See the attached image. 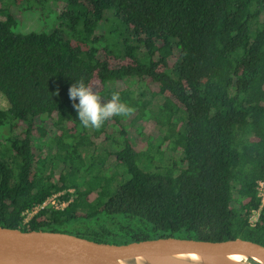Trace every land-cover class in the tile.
I'll return each mask as SVG.
<instances>
[{
	"label": "trees",
	"instance_id": "1",
	"mask_svg": "<svg viewBox=\"0 0 264 264\" xmlns=\"http://www.w3.org/2000/svg\"><path fill=\"white\" fill-rule=\"evenodd\" d=\"M47 1L0 0V226L113 244L173 236L264 245V206L249 222L264 177V0H60L48 31L13 30ZM81 78L133 111L88 133L68 94ZM128 79L162 97L166 131L153 144L173 156L161 170L140 166L154 145L138 142L144 112L120 88ZM123 122L137 127L129 137ZM106 140L114 149L92 160L103 167L111 156L123 169L115 188L99 173L78 175L90 170L79 148ZM58 191L65 206L22 221Z\"/></svg>",
	"mask_w": 264,
	"mask_h": 264
},
{
	"label": "water",
	"instance_id": "2",
	"mask_svg": "<svg viewBox=\"0 0 264 264\" xmlns=\"http://www.w3.org/2000/svg\"><path fill=\"white\" fill-rule=\"evenodd\" d=\"M0 264H264V245L238 237L208 241L173 236L113 244L0 226Z\"/></svg>",
	"mask_w": 264,
	"mask_h": 264
},
{
	"label": "rangeland",
	"instance_id": "3",
	"mask_svg": "<svg viewBox=\"0 0 264 264\" xmlns=\"http://www.w3.org/2000/svg\"><path fill=\"white\" fill-rule=\"evenodd\" d=\"M61 1L60 0H49L47 1V4L43 6L42 9L38 11L33 10H27L22 12L21 19H19V22L17 23L16 27L13 29L15 31L24 33L28 31H48L50 28H52L54 25V15L61 11ZM106 16H110L111 12L107 11ZM0 19H3V16H0ZM118 34L116 36H113L109 39V44H112L114 42H117L116 39ZM100 44L104 42H99ZM112 87L109 84L107 85V88ZM120 88L123 89V91L127 94L129 97V101H138L139 104H141V107L143 108L144 117L143 119H137L135 122L136 124L140 123L141 128V136H139V143H144L148 138L152 144L159 139L160 135L165 133L166 131V125L164 123H161L160 121L163 120V115L160 111V106L162 104V97L159 95H152L147 91L148 89L144 86H140V84L135 81L134 79H128L126 80L125 84L120 86ZM113 92H110V96ZM104 98L108 99L110 98ZM122 102V101H121ZM6 107V101L4 97L0 94V109H3ZM133 111V108H132ZM183 113L178 111L175 115L171 116L170 122L172 126H176L183 120ZM74 118H78V114H75ZM128 117L125 118V120ZM124 120V121H125ZM127 129L128 134L127 137H129V133L136 129H131L136 127L135 124H129L128 122L122 123ZM137 128V127H136ZM91 129L88 128V133H90ZM131 141L135 142L134 139ZM154 145V144H153ZM114 148L109 140H106L104 142L96 143L95 146H85L79 148V152L81 154L82 160L85 165L89 164L90 170L88 172H84L82 169L78 175L82 179L90 178L92 175L99 173L102 175V178H109L110 179V188H115L118 184H120L125 178L127 177L123 169L115 164L113 161V158L111 156H108L106 159H104V166L100 165V163L96 160H92L94 157H104V153L107 151H112ZM163 151V152H162ZM157 151L156 146L154 145L152 149L149 151L151 154L152 159L148 163L145 160H140V166L145 167L149 170H161L163 169L169 162L171 161V158L173 154H171L170 150L168 148H165L164 150ZM92 155V156H91ZM90 156L92 158H90ZM57 159L52 158L50 159L48 165L55 166L57 165Z\"/></svg>",
	"mask_w": 264,
	"mask_h": 264
},
{
	"label": "clouds",
	"instance_id": "4",
	"mask_svg": "<svg viewBox=\"0 0 264 264\" xmlns=\"http://www.w3.org/2000/svg\"><path fill=\"white\" fill-rule=\"evenodd\" d=\"M68 94L73 101V108L77 111L79 122L85 128L98 130L109 119L127 116L132 111L121 102L118 92H113L110 98L104 99L90 84H86L83 78L71 84Z\"/></svg>",
	"mask_w": 264,
	"mask_h": 264
},
{
	"label": "built area",
	"instance_id": "5",
	"mask_svg": "<svg viewBox=\"0 0 264 264\" xmlns=\"http://www.w3.org/2000/svg\"><path fill=\"white\" fill-rule=\"evenodd\" d=\"M256 196L259 198L260 206L257 210L252 211L251 215L249 216V222L253 223L258 215L260 207L264 206V177L256 182ZM68 192H71V189L67 190ZM64 191H58L55 193L50 194L47 196L39 205L29 209L25 210L22 215L23 219L22 221H26L33 213H35L39 209H45V208H52V209H60L67 201H61L59 199V195H61Z\"/></svg>",
	"mask_w": 264,
	"mask_h": 264
},
{
	"label": "bare ground",
	"instance_id": "6",
	"mask_svg": "<svg viewBox=\"0 0 264 264\" xmlns=\"http://www.w3.org/2000/svg\"><path fill=\"white\" fill-rule=\"evenodd\" d=\"M233 256H230V257H232V258H234V259H239V257L238 256H235L236 254H232Z\"/></svg>",
	"mask_w": 264,
	"mask_h": 264
}]
</instances>
